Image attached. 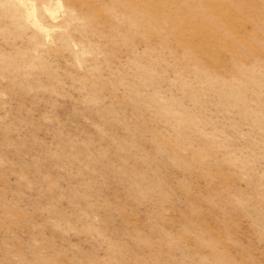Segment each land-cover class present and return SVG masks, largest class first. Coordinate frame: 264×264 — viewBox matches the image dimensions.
Segmentation results:
<instances>
[{
    "label": "rangeland",
    "instance_id": "obj_1",
    "mask_svg": "<svg viewBox=\"0 0 264 264\" xmlns=\"http://www.w3.org/2000/svg\"><path fill=\"white\" fill-rule=\"evenodd\" d=\"M0 264H264V0H0Z\"/></svg>",
    "mask_w": 264,
    "mask_h": 264
}]
</instances>
